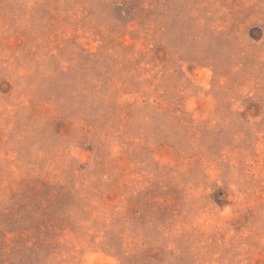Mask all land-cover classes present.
<instances>
[{
  "label": "rangeland",
  "instance_id": "rangeland-1",
  "mask_svg": "<svg viewBox=\"0 0 264 264\" xmlns=\"http://www.w3.org/2000/svg\"><path fill=\"white\" fill-rule=\"evenodd\" d=\"M0 264H264V0H0Z\"/></svg>",
  "mask_w": 264,
  "mask_h": 264
},
{
  "label": "clouds",
  "instance_id": "clouds-1",
  "mask_svg": "<svg viewBox=\"0 0 264 264\" xmlns=\"http://www.w3.org/2000/svg\"><path fill=\"white\" fill-rule=\"evenodd\" d=\"M242 110V109H241ZM229 209L228 208H225L224 209V212H223V215L227 216L229 214Z\"/></svg>",
  "mask_w": 264,
  "mask_h": 264
}]
</instances>
